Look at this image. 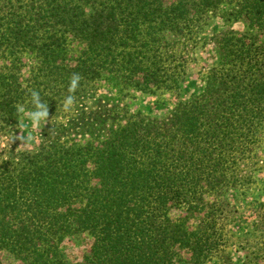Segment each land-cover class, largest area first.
<instances>
[{"label":"trees","instance_id":"16d2710c","mask_svg":"<svg viewBox=\"0 0 264 264\" xmlns=\"http://www.w3.org/2000/svg\"><path fill=\"white\" fill-rule=\"evenodd\" d=\"M217 15L245 27L211 37L217 62L202 92L163 117L86 111L99 83L179 93ZM33 91L49 115L32 150L0 159V254L19 264H264V229L257 220L236 235L228 197L260 169L264 0H0V133L20 122L18 106L33 108ZM77 233L93 244L73 262L61 246ZM235 244L249 249L242 262Z\"/></svg>","mask_w":264,"mask_h":264},{"label":"rangeland","instance_id":"374dc122","mask_svg":"<svg viewBox=\"0 0 264 264\" xmlns=\"http://www.w3.org/2000/svg\"><path fill=\"white\" fill-rule=\"evenodd\" d=\"M244 21L230 22L225 21L220 15L214 16L205 27L201 35V42L195 48L193 60L190 65V75L183 84L179 93H158L150 95L142 92L124 90L121 94L111 88L106 83H99L95 89L93 97L85 100L86 111L91 113L96 111L99 105L106 104L107 108L116 106V113L141 112L150 117H163L173 108L179 99H187L194 93H200L204 89L205 75L208 70L217 62V54L211 37L227 27H233L235 30H243ZM102 99L101 101H99ZM62 113H66L65 108ZM70 113V112H69ZM73 113V111L71 112ZM22 120L15 125L11 132L4 135L0 133V159L5 156L10 147H16L18 150H32L38 143L39 127L27 129L21 127ZM31 132L33 139L30 142L20 139L27 137ZM258 157L261 159L260 169L254 174V182L249 189L243 191H232L228 197L231 203L238 209V219H236L230 228L236 235H244L253 230V222L257 221L260 230L264 229V146L258 150ZM184 214L182 209L172 211V217L176 218ZM255 227V224H254ZM259 230V231H260ZM239 242V241H238ZM93 244V238L87 233H77L68 236L62 243V250L68 258L77 262L80 261ZM238 244L230 246L228 251L236 261L242 262L249 249H238ZM1 258L4 264H19V262L10 254L1 252ZM210 264H220L218 259H214Z\"/></svg>","mask_w":264,"mask_h":264},{"label":"clouds","instance_id":"9594fccd","mask_svg":"<svg viewBox=\"0 0 264 264\" xmlns=\"http://www.w3.org/2000/svg\"><path fill=\"white\" fill-rule=\"evenodd\" d=\"M78 79L79 77L74 75L73 84H75ZM31 97L33 105V108L31 110H26L23 106H18L17 108V113L22 120L21 127L25 129H27L29 126H31L32 129H36L37 127H39L41 121L46 120L49 115L47 105L41 101L39 93L33 91L31 93ZM70 99V97L67 98L66 103ZM19 138L25 140L26 142H30L33 139V136L31 132H29L27 137Z\"/></svg>","mask_w":264,"mask_h":264}]
</instances>
